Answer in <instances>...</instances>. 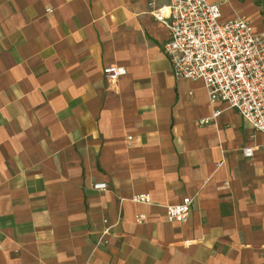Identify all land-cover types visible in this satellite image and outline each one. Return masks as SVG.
<instances>
[{
	"label": "crops",
	"instance_id": "obj_1",
	"mask_svg": "<svg viewBox=\"0 0 264 264\" xmlns=\"http://www.w3.org/2000/svg\"><path fill=\"white\" fill-rule=\"evenodd\" d=\"M207 1L264 30V0ZM168 3L0 0V264H264V134L173 76Z\"/></svg>",
	"mask_w": 264,
	"mask_h": 264
},
{
	"label": "built area",
	"instance_id": "obj_2",
	"mask_svg": "<svg viewBox=\"0 0 264 264\" xmlns=\"http://www.w3.org/2000/svg\"><path fill=\"white\" fill-rule=\"evenodd\" d=\"M219 7L207 0H169L167 6L151 13L168 28L163 50L171 62L173 76L201 80L210 102H224L264 134V30L254 32L246 16L221 20ZM125 71V67L115 64L102 67L108 82L116 81ZM217 113L214 110L199 123L209 122ZM243 152L249 158L253 148L247 146ZM93 187L105 189L107 185L100 181ZM129 198L137 203L151 202L145 193H133ZM192 202V197L184 196L166 205L167 220L185 221ZM142 219L143 215L136 217L137 222Z\"/></svg>",
	"mask_w": 264,
	"mask_h": 264
}]
</instances>
